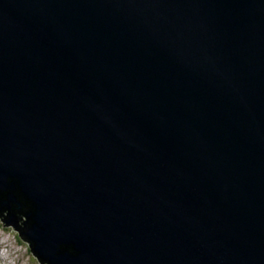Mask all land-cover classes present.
I'll use <instances>...</instances> for the list:
<instances>
[{
  "label": "water",
  "instance_id": "water-1",
  "mask_svg": "<svg viewBox=\"0 0 264 264\" xmlns=\"http://www.w3.org/2000/svg\"><path fill=\"white\" fill-rule=\"evenodd\" d=\"M0 218L41 264H264V0H0Z\"/></svg>",
  "mask_w": 264,
  "mask_h": 264
},
{
  "label": "clouds",
  "instance_id": "clouds-1",
  "mask_svg": "<svg viewBox=\"0 0 264 264\" xmlns=\"http://www.w3.org/2000/svg\"><path fill=\"white\" fill-rule=\"evenodd\" d=\"M5 229H6V227L4 228V225L0 223V230H5ZM16 232H17L16 233L17 236L15 235V237H17V245L22 246V245L26 244L27 250L26 249L25 250L16 249V247L14 246V243L10 242L8 239L6 241H4L5 237H0V243H1L0 244V264H15L13 252L16 250H22L24 255H32L33 254V252L31 251L30 244L28 242H24V240H22V238L20 237V233L18 231H16ZM1 241H3V243ZM32 256L35 259V261H37L39 264H41L38 261V259L34 256V254ZM27 264H29V263H27Z\"/></svg>",
  "mask_w": 264,
  "mask_h": 264
},
{
  "label": "rangeland",
  "instance_id": "rangeland-1",
  "mask_svg": "<svg viewBox=\"0 0 264 264\" xmlns=\"http://www.w3.org/2000/svg\"><path fill=\"white\" fill-rule=\"evenodd\" d=\"M0 223L4 225V223H3L1 218H0ZM16 233L17 232L14 229V227L10 226V227H6L5 230H0V237H5L4 241H6L8 239L10 242L14 243V246L16 247V249L25 250L26 249V244H24L22 246L17 245V237H15V235L17 236ZM1 242L3 243V241H1ZM22 250H16V251L13 252L14 253L15 264H27V263H29V264H39L33 258V256H32L33 254L32 255H24Z\"/></svg>",
  "mask_w": 264,
  "mask_h": 264
},
{
  "label": "flooded vegetation",
  "instance_id": "flooded-vegetation-1",
  "mask_svg": "<svg viewBox=\"0 0 264 264\" xmlns=\"http://www.w3.org/2000/svg\"><path fill=\"white\" fill-rule=\"evenodd\" d=\"M10 206H12V204L10 203ZM5 215H8V212H5Z\"/></svg>",
  "mask_w": 264,
  "mask_h": 264
},
{
  "label": "bare ground",
  "instance_id": "bare-ground-1",
  "mask_svg": "<svg viewBox=\"0 0 264 264\" xmlns=\"http://www.w3.org/2000/svg\"><path fill=\"white\" fill-rule=\"evenodd\" d=\"M2 219V218H1ZM25 242V241H24Z\"/></svg>",
  "mask_w": 264,
  "mask_h": 264
}]
</instances>
